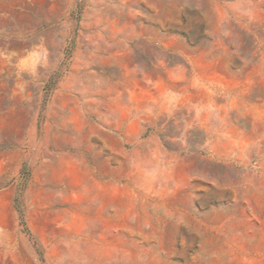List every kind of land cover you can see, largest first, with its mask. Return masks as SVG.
Returning a JSON list of instances; mask_svg holds the SVG:
<instances>
[{"label": "rangeland", "instance_id": "obj_1", "mask_svg": "<svg viewBox=\"0 0 264 264\" xmlns=\"http://www.w3.org/2000/svg\"><path fill=\"white\" fill-rule=\"evenodd\" d=\"M0 264H264V0H0Z\"/></svg>", "mask_w": 264, "mask_h": 264}]
</instances>
